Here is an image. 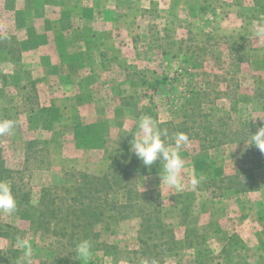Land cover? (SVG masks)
<instances>
[{"label": "rangeland", "instance_id": "rangeland-1", "mask_svg": "<svg viewBox=\"0 0 264 264\" xmlns=\"http://www.w3.org/2000/svg\"><path fill=\"white\" fill-rule=\"evenodd\" d=\"M262 17L264 0H0V118L7 112L20 123L0 136V158L21 172L18 182L31 190L34 204L42 188L58 186L56 197L67 205L75 194L70 173H112L139 117L165 127L170 106L193 87L206 84L215 97L206 106L211 120L223 117L233 129L264 126V41L251 31ZM29 82L37 83L34 107L20 89ZM28 148L34 151L29 164ZM261 153L259 190L216 198L193 189L191 177L207 178V165L219 167L218 175L232 174L251 164L250 150L203 149L190 140L181 152L184 191L162 184L158 165L139 179L161 190L178 248L167 252L159 242L143 255L138 222L112 219L110 232L90 240L91 256L82 263L264 264ZM30 217L25 204L13 215L0 213L1 224L16 227L13 239L0 237V264L11 263L14 248L21 252L15 262L27 264L17 237L30 240L31 264L74 252L81 233L76 224L66 246L65 237L36 231Z\"/></svg>", "mask_w": 264, "mask_h": 264}, {"label": "trees", "instance_id": "trees-1", "mask_svg": "<svg viewBox=\"0 0 264 264\" xmlns=\"http://www.w3.org/2000/svg\"><path fill=\"white\" fill-rule=\"evenodd\" d=\"M8 38L13 39L12 36ZM158 83L157 81L154 84L156 90ZM20 89L27 91V96L30 98H24L25 103L27 101L33 107L39 103L36 82L26 83ZM213 98L215 97L212 96L210 88L206 84L191 88L181 100L170 106L168 111L171 116L168 117L165 127L162 124H159V127L168 129L170 135L176 132H185L189 135L190 140H198L203 149L246 146L250 150L251 164L236 166L232 174L218 175L219 167L207 165L208 177L201 179L196 187L199 192L210 191L213 197L224 198L229 194L258 191L259 182L256 171L263 167L262 153L257 150L255 145L248 146L245 138L248 135V128L250 132H255L261 124L249 122L240 129H233L226 124L227 120L223 117L217 115L215 120H211L212 109L207 110L206 106L213 103ZM143 109L148 108L143 107ZM174 115L180 119H176ZM0 119L16 120L18 123L13 131L19 128V120L7 112ZM132 138L133 134L131 133L123 146L126 151L123 150L118 153L113 160L112 173L107 172L102 175H92L86 172L70 173L74 180L75 194L70 198L67 205L60 201V197H56V192L60 189L58 186L42 188L39 200L34 204L31 190H25L18 182V176L21 175V172H16L6 166L5 161L1 158L0 181H10L18 205L25 204L30 207V223L36 231L41 230L45 233L65 237L68 241L64 244L66 246L73 243V240H68V237L74 238V235L69 234L68 231L71 227L76 229L74 224L81 231L78 241L83 239L93 241L99 237L102 231L110 232L111 220L115 219L120 223L138 222V241L144 244L140 250L141 254L150 252L152 247H159L157 244L159 242L165 245L167 252H170L174 248H178L180 240L175 234L173 225L163 216L161 190L144 187L143 182L139 180L142 173L150 170L134 154L128 155ZM32 149L28 148L27 150V164L30 163L31 155L34 154ZM46 149L45 146L44 150L46 151ZM44 164L41 161L38 167L41 168ZM159 164L158 160L151 168L154 167L155 169L157 168L156 165L159 166ZM117 193H120L121 198H117ZM62 224H70V226L63 229L60 226ZM14 230L16 227L0 223V237L13 239ZM20 253L17 248L9 250L11 263L9 260L7 263L20 264L14 260ZM51 264L83 263L74 250V252L57 255Z\"/></svg>", "mask_w": 264, "mask_h": 264}, {"label": "clouds", "instance_id": "clouds-1", "mask_svg": "<svg viewBox=\"0 0 264 264\" xmlns=\"http://www.w3.org/2000/svg\"><path fill=\"white\" fill-rule=\"evenodd\" d=\"M253 36L264 41V17L259 21H254L251 26ZM17 121L13 119H0V136L11 133L17 126ZM124 132H129L126 129ZM133 138L129 144V151L133 153L149 170L159 160V175L162 184H167L170 188L184 191L183 170L185 161L181 155L182 150L190 143L189 135L185 132H176L170 135L168 129L160 128L158 121L151 116L142 115L139 117ZM248 146L255 145L261 152H264V126L258 127L255 132H250L246 136ZM202 177L193 175L190 185L195 189ZM161 184V185H162ZM18 203L12 191L11 185L6 181H0V213L13 215L17 212ZM17 245L24 252L27 264H31L30 259L32 244L27 238L17 237ZM92 242L83 239L76 245L77 257L88 260L91 256Z\"/></svg>", "mask_w": 264, "mask_h": 264}]
</instances>
